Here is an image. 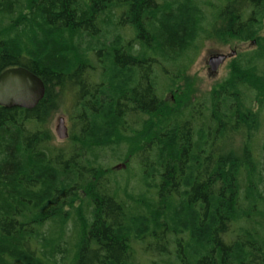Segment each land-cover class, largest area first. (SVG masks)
<instances>
[{"label":"trees","instance_id":"1","mask_svg":"<svg viewBox=\"0 0 264 264\" xmlns=\"http://www.w3.org/2000/svg\"><path fill=\"white\" fill-rule=\"evenodd\" d=\"M263 30L264 0H0V74L46 86L0 107V264H264ZM210 40L257 47L166 107L159 73L174 88ZM133 161L134 198L111 169Z\"/></svg>","mask_w":264,"mask_h":264},{"label":"rangeland","instance_id":"2","mask_svg":"<svg viewBox=\"0 0 264 264\" xmlns=\"http://www.w3.org/2000/svg\"><path fill=\"white\" fill-rule=\"evenodd\" d=\"M264 35V30L262 32ZM126 38H129L126 36ZM255 42L252 43H238L234 42L231 45H224L219 43L217 40L207 41L200 51L196 61L185 73L183 79L179 80L174 88L166 87L168 82H163L161 74L159 73L157 82L159 87V94L164 100L166 107L177 108V106H186L187 104L194 103L201 100L208 92L217 88L223 81L227 79L229 73L231 72V67L233 65L234 58L232 52L242 54L243 52L251 51L256 49ZM218 54L231 55L232 57L226 61L219 69L217 74H212L210 72L209 62L213 56ZM70 107L68 104L63 105V103L56 106L51 117V131L54 138V146L60 148L65 147L68 144V139L61 140L56 134V127L58 121L61 117L65 119V124L68 128V133L71 130V120L69 117ZM157 120V119H155ZM154 120V121H155ZM156 122V121H155ZM120 166L119 168H117ZM115 173L112 176L114 181V187L119 186L122 190L124 189L129 196L138 197L140 194L139 188L141 185L140 175L141 171L137 167L135 161L132 162L130 167H126L123 162L114 164L111 168ZM116 181V182H115ZM130 197V198H132ZM70 232V231H69ZM70 233H68L66 240H68ZM142 246V245H141ZM135 252L139 253V244H135ZM175 249V246H171ZM141 255V253H139ZM142 256V255H141ZM146 261V260H144Z\"/></svg>","mask_w":264,"mask_h":264},{"label":"water","instance_id":"3","mask_svg":"<svg viewBox=\"0 0 264 264\" xmlns=\"http://www.w3.org/2000/svg\"><path fill=\"white\" fill-rule=\"evenodd\" d=\"M235 54L236 52L232 55ZM229 57L224 54L213 56L209 62L210 72L216 74ZM45 95V83L24 67L9 68L0 74V107L34 110L44 100ZM56 134L61 140H66L69 137L63 117L58 121Z\"/></svg>","mask_w":264,"mask_h":264},{"label":"flooded vegetation","instance_id":"4","mask_svg":"<svg viewBox=\"0 0 264 264\" xmlns=\"http://www.w3.org/2000/svg\"><path fill=\"white\" fill-rule=\"evenodd\" d=\"M233 53H234V52H232V54H233ZM243 53H244V52H243ZM236 54H237V53H236ZM239 55H240V54H239ZM226 56H230L229 58L226 59V61H228V60L232 57L231 55H226ZM237 56H238V55H237ZM226 61H225V62H226ZM225 62H224V63H225ZM221 66H222V65H221Z\"/></svg>","mask_w":264,"mask_h":264}]
</instances>
